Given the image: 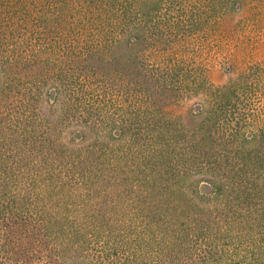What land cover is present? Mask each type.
Segmentation results:
<instances>
[{"label": "trees", "instance_id": "16d2710c", "mask_svg": "<svg viewBox=\"0 0 264 264\" xmlns=\"http://www.w3.org/2000/svg\"><path fill=\"white\" fill-rule=\"evenodd\" d=\"M0 264H264V0H0Z\"/></svg>", "mask_w": 264, "mask_h": 264}]
</instances>
